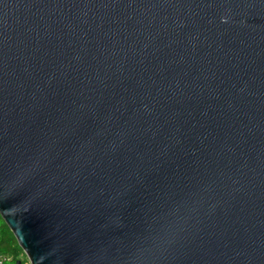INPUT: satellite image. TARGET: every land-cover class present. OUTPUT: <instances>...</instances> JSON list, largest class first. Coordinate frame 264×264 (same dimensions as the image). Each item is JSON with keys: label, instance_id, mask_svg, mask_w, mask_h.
I'll return each mask as SVG.
<instances>
[{"label": "water", "instance_id": "water-1", "mask_svg": "<svg viewBox=\"0 0 264 264\" xmlns=\"http://www.w3.org/2000/svg\"><path fill=\"white\" fill-rule=\"evenodd\" d=\"M0 216L30 264H264V0H0Z\"/></svg>", "mask_w": 264, "mask_h": 264}, {"label": "trees", "instance_id": "trees-1", "mask_svg": "<svg viewBox=\"0 0 264 264\" xmlns=\"http://www.w3.org/2000/svg\"><path fill=\"white\" fill-rule=\"evenodd\" d=\"M0 255L11 260L5 264H30L14 234L0 216Z\"/></svg>", "mask_w": 264, "mask_h": 264}, {"label": "built area", "instance_id": "built-area-1", "mask_svg": "<svg viewBox=\"0 0 264 264\" xmlns=\"http://www.w3.org/2000/svg\"><path fill=\"white\" fill-rule=\"evenodd\" d=\"M10 260H11L10 258L0 255V264H5L9 262Z\"/></svg>", "mask_w": 264, "mask_h": 264}]
</instances>
